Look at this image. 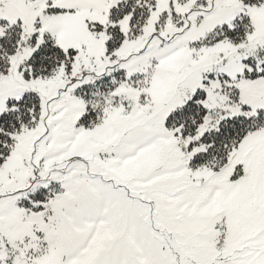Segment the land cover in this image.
<instances>
[{
    "label": "snow or ice",
    "instance_id": "obj_1",
    "mask_svg": "<svg viewBox=\"0 0 264 264\" xmlns=\"http://www.w3.org/2000/svg\"><path fill=\"white\" fill-rule=\"evenodd\" d=\"M0 264H264V0H0Z\"/></svg>",
    "mask_w": 264,
    "mask_h": 264
}]
</instances>
